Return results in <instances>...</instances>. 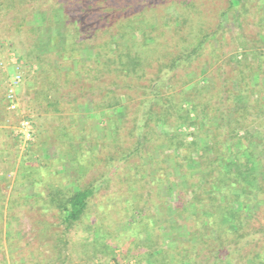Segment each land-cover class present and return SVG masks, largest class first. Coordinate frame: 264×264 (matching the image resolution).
Returning <instances> with one entry per match:
<instances>
[{"label":"trees","instance_id":"trees-1","mask_svg":"<svg viewBox=\"0 0 264 264\" xmlns=\"http://www.w3.org/2000/svg\"><path fill=\"white\" fill-rule=\"evenodd\" d=\"M250 1L0 0V14L7 15V26L31 51L27 60L37 64L27 78L30 82L18 92L34 133L69 138L73 130L64 121L76 115L80 103L91 104L88 116L96 112L102 117L111 111L112 115L99 118L111 120L115 150L107 152L103 165L127 163L133 168H126L124 177L143 173V188L154 161L141 155L157 143L154 139L171 148L174 172L165 170L150 179L164 185L168 196L157 193V186H148L146 196L151 202L155 193L168 199L178 213L174 220L180 222L184 239L178 242L177 264H264V110L260 106L264 62L256 58L264 54V45L249 44L264 41V6L258 5L261 13L252 19ZM167 7L176 14L165 11ZM251 23L257 29L249 31ZM229 28L241 50L225 57ZM43 33L47 40L39 48ZM206 49L207 58L201 60L206 65L197 64L199 72L209 70L223 56L208 71L216 86L198 102L186 97L185 107L172 104L170 91L194 79L187 73L195 71L194 61ZM222 65L230 67L223 83L218 73ZM211 96L217 100L213 107ZM170 124L195 125L200 133L191 132L187 140L180 132H165ZM65 140L60 139V144L67 145ZM104 178L99 174L92 183L73 186L65 195L56 187L44 192L43 197L49 198L46 204L60 215L63 234L85 214L89 198ZM144 193L133 202L141 213ZM4 195L0 189V216ZM148 220L133 219L132 225L143 224L138 232L129 227L144 249L143 259L146 264H169L171 254L160 246L166 242L161 226L160 239L153 240L154 227L148 226ZM186 242L192 245L187 253ZM0 255V264H5L4 252Z\"/></svg>","mask_w":264,"mask_h":264},{"label":"rangeland","instance_id":"rangeland-1","mask_svg":"<svg viewBox=\"0 0 264 264\" xmlns=\"http://www.w3.org/2000/svg\"><path fill=\"white\" fill-rule=\"evenodd\" d=\"M258 5L263 8L264 0H251L249 2V9L252 13L249 15L255 20L258 18V13H261ZM165 11L172 15L176 14V11H172L168 7L165 8ZM260 22L262 23V21ZM249 28V31H251L252 28L257 29V26L251 23ZM229 29H227L224 39L225 45L223 49L227 51V54L224 55L225 57H230L241 50L236 46V42L233 39V29ZM261 32L264 33V29ZM45 35V33L42 34V42L38 44L39 48L45 44L43 40H47ZM255 37L259 38L258 36ZM60 38H63V36ZM60 38H56V40L58 41ZM2 40L9 44L11 43L12 49L19 56L26 59L30 57L31 51L23 42V38L19 33L11 30L10 26H7V15L4 17L0 14V42ZM245 40L249 41V38ZM249 44L262 48L264 41L262 43L253 41L249 42ZM208 52L209 49H206L202 58L200 57L194 61L193 68L195 71L187 73L188 76H194V79L186 83L182 88L177 86L175 87L176 89L170 91L172 104L185 107L183 98L187 97L193 102H198L200 98L204 99L209 96L208 92L211 91L216 81H214L212 73L209 74L208 71L212 70L223 56L221 59H215L212 64L213 67L211 66L209 70L207 68V70L204 69V71L199 72L197 64L205 67L206 64H203L201 60L207 58ZM219 53V50L216 51V54L219 55ZM256 58L264 62V54L257 55ZM229 69L230 67L222 65V70L218 72L221 76V82L223 81L222 78L226 77ZM1 80L2 76L0 75V108L2 109ZM260 81L264 88V77ZM252 96L255 97L254 93ZM208 101H210V106L213 107L217 100L216 97L211 96ZM260 106L264 110V100ZM200 108L201 106L198 109ZM77 109L75 116L71 119L67 117L64 121L65 125H69L73 131L70 133L71 139L66 137L67 145H62L61 143L60 148H55L57 152L60 150L65 153L60 159L47 161L42 157L41 150L36 147L37 142H40L38 139L42 138L38 131L37 134L35 132V138L38 141L35 144L33 142L29 149L23 150L29 144H19L21 148L18 149L16 140L14 142L13 139H10V144H7L10 149V152L8 151L9 154L16 155L12 156V166L17 163L18 168L0 169V171L4 170L1 175L3 182L8 183V185H4L3 192L6 200L1 212L2 216H0V253L4 252V263L146 264L143 259L145 256L143 255L144 249L138 247V242H136V238H134V234L131 233L129 228L135 226L132 225L134 218L142 217L144 220L149 219L148 226L154 227V229H151V237H155L153 240L160 239L158 235L162 229V236L166 242L165 245L163 244L164 246H160H162L161 248H166L167 252L171 254L169 264H177V256L179 255L178 242L184 239L180 234V231H182L180 222L174 220L178 213L173 210L168 199L161 200V197H158L155 193L151 202L146 196L148 186H157V193L160 194L161 192L162 194L164 192L165 197L168 196L164 185L158 184L159 182L156 181L152 183L150 179L156 178L159 172H164L165 170L174 172L173 167H171L172 161L169 160L171 148L168 149L158 143L157 139H154L157 143L148 149V153L141 155L143 160L150 162L153 158L154 161V163L151 161L150 172L152 174L150 175L151 177H147V188H143L142 185L145 184L143 180L146 178L142 177L143 173L131 172L129 177H124L126 168H133L127 166V163L119 161L117 165L109 167L103 165L107 152L115 150L111 147L112 122L108 119L103 122L100 119H104L106 115H112V112L103 113L102 117L96 112H94V115L88 116V113L92 111L90 103H80ZM116 115H119V113ZM36 119L39 123L42 121L39 114H36ZM9 124L11 128L9 127L8 130L12 134L14 124L11 122ZM125 124L129 125L127 120ZM164 131L172 134L180 132L181 136L183 134L186 135L185 138L187 140L192 138L191 132L200 133V131L196 130L195 125L187 126L186 124L181 125V127H176L174 124L165 125ZM74 133L75 137L73 138ZM12 136L14 137L13 134ZM149 153L151 154L150 157L148 156ZM178 153L180 154V150ZM93 157L99 158V160H93ZM139 159L138 157L133 158L136 162H139ZM60 166L63 168H59ZM45 169H51L54 172L45 174ZM106 170L108 171L106 172ZM99 174L104 175V182L99 185L98 190L89 198L85 214L82 215L79 221L73 223L68 230L65 229L63 234L60 215L58 216L55 208H50V204H46L49 198L43 197L44 192L47 191L48 187L53 189L56 187L65 195L73 186L92 183L99 178ZM132 175H134V179L131 181ZM34 181H37V183H34ZM142 191H145L141 199L142 206L140 207L143 209V213L139 211V208L133 207V202L138 200V194ZM169 199L171 200V197ZM181 215L179 214L180 219ZM156 225L158 228L155 227ZM138 226L140 228L135 226L136 232L143 227V224L140 223ZM159 226H161V229H159ZM146 233L148 232L146 231ZM135 234L137 235V233ZM186 245L187 253L188 251L190 252L189 246L192 245H189L188 242H186Z\"/></svg>","mask_w":264,"mask_h":264},{"label":"built area","instance_id":"built-area-1","mask_svg":"<svg viewBox=\"0 0 264 264\" xmlns=\"http://www.w3.org/2000/svg\"><path fill=\"white\" fill-rule=\"evenodd\" d=\"M0 71L3 73L1 87L4 89L6 107L16 116V124L12 127L13 134L21 145L33 140L34 127L30 117L21 107L19 88L32 75L37 64L19 56L4 40L0 42Z\"/></svg>","mask_w":264,"mask_h":264},{"label":"crops","instance_id":"crops-1","mask_svg":"<svg viewBox=\"0 0 264 264\" xmlns=\"http://www.w3.org/2000/svg\"><path fill=\"white\" fill-rule=\"evenodd\" d=\"M0 75L3 76V73L1 71H0ZM27 80H25L22 84V85L25 84V87L27 86V84L30 81V80H28V82H26ZM22 85L20 86V88L22 87ZM1 88L3 91L2 98H1L2 103H3V108L2 109L0 108V169L1 168H18L17 163L14 166H12V163H13V161H12L13 157L12 156H16V155L9 154L10 149L7 146V144H10V141H11L10 139H13L14 142L16 140V144H17L18 149L21 148V145H19L20 142L18 141V138L12 132V134L14 135V137H13L10 130H8L9 127L11 128V125L9 123L11 122L15 125L17 119H16L15 114H13L11 111H9L7 109L6 101L4 99V89H3V87H1ZM20 88H19V90H20ZM45 125H49L48 122ZM8 133H10V134H8ZM41 137L42 138L38 139V140H40V142L39 143L37 142L36 147L38 148V150H41L42 157H44L45 160H47V161L50 159H54V160L56 159L57 160V159H60L61 157L64 156V154H65L64 152H62L60 150L57 152V150H56L57 148H60V139H62V140L66 139L64 136L56 138V137H53L50 134L48 135L47 133L44 132V134H41ZM38 140H36L35 133H34L33 140L23 150L29 149L30 146L32 145V143L34 142V144H35L36 141H38ZM17 147H16V151H17ZM7 159H9V160L7 161ZM15 159H16V157H15ZM59 168H63V167L60 166ZM5 171H7V170H5ZM3 172H4V170L2 169L0 171V189L2 191H4V185H8V183L3 182V180H2L3 177L1 178V175Z\"/></svg>","mask_w":264,"mask_h":264}]
</instances>
